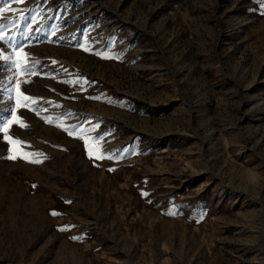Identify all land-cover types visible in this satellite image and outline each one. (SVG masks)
Returning a JSON list of instances; mask_svg holds the SVG:
<instances>
[{
    "label": "rangeland",
    "instance_id": "1",
    "mask_svg": "<svg viewBox=\"0 0 264 264\" xmlns=\"http://www.w3.org/2000/svg\"><path fill=\"white\" fill-rule=\"evenodd\" d=\"M5 8L0 264H264V0Z\"/></svg>",
    "mask_w": 264,
    "mask_h": 264
},
{
    "label": "snow or ice",
    "instance_id": "2",
    "mask_svg": "<svg viewBox=\"0 0 264 264\" xmlns=\"http://www.w3.org/2000/svg\"><path fill=\"white\" fill-rule=\"evenodd\" d=\"M9 9L5 8V9H0V15H3L4 12L8 11ZM4 39V35L2 33V31H0V40H3ZM20 53L18 52L17 55H19ZM25 58H26V54H25ZM2 59L4 60H10L9 57H2ZM17 66L14 64V67ZM31 69H28V68H25L24 69V72H30ZM24 100H30L29 97H23ZM31 102H35V101H31ZM9 123H11V121H9ZM21 127H24V125L21 123L20 125ZM59 126V125H58ZM66 132H68L69 135H74L76 138H79L83 141L84 145H85V148L86 150L88 151L89 153V156L91 157L94 153L96 154V158L97 159H103L104 157L102 155L99 154V151H100V147H99V138H93V139H89L85 136V130H80L79 133L77 134L76 130H70V129H67L65 128L64 129ZM94 130V129H93ZM5 131H7V129H5ZM8 139V142L9 143H12V144H16V145H21V142L19 140H14L12 139L11 137H6ZM25 157H27L28 155H41L39 153H33V154H24ZM9 158H15V157H9ZM29 162H36L38 163L39 161H34V160H29ZM51 215L55 216L57 215L56 212H52ZM63 230V229H62Z\"/></svg>",
    "mask_w": 264,
    "mask_h": 264
}]
</instances>
